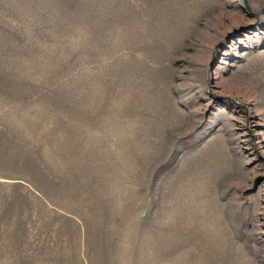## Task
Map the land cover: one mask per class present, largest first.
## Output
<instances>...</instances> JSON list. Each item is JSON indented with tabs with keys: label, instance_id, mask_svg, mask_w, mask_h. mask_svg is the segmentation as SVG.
Returning <instances> with one entry per match:
<instances>
[{
	"label": "rangeland",
	"instance_id": "rangeland-1",
	"mask_svg": "<svg viewBox=\"0 0 264 264\" xmlns=\"http://www.w3.org/2000/svg\"><path fill=\"white\" fill-rule=\"evenodd\" d=\"M0 264H264V0H0Z\"/></svg>",
	"mask_w": 264,
	"mask_h": 264
}]
</instances>
